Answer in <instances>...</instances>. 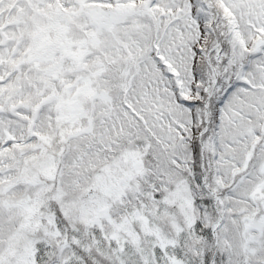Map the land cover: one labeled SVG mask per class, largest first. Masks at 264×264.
Here are the masks:
<instances>
[{
	"label": "snow or ice",
	"instance_id": "snow-or-ice-1",
	"mask_svg": "<svg viewBox=\"0 0 264 264\" xmlns=\"http://www.w3.org/2000/svg\"><path fill=\"white\" fill-rule=\"evenodd\" d=\"M0 264H264V0H0Z\"/></svg>",
	"mask_w": 264,
	"mask_h": 264
}]
</instances>
